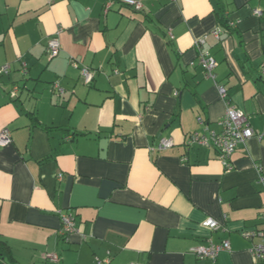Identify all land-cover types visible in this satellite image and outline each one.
<instances>
[{
  "label": "crops",
  "instance_id": "0c3cea01",
  "mask_svg": "<svg viewBox=\"0 0 264 264\" xmlns=\"http://www.w3.org/2000/svg\"><path fill=\"white\" fill-rule=\"evenodd\" d=\"M139 1L0 0V131L12 136L0 146V240L14 257L4 264H258L259 239L244 233L264 211V0ZM220 11L230 28L217 39ZM204 35L215 79L198 63ZM73 60L93 70L90 83ZM217 84L256 131L230 171L216 149L189 145L222 131ZM161 138L173 146L157 149ZM60 211L76 217L67 238ZM208 240L231 247L199 259L191 248Z\"/></svg>",
  "mask_w": 264,
  "mask_h": 264
},
{
  "label": "built area",
  "instance_id": "2783aa9c",
  "mask_svg": "<svg viewBox=\"0 0 264 264\" xmlns=\"http://www.w3.org/2000/svg\"><path fill=\"white\" fill-rule=\"evenodd\" d=\"M121 3L132 6L138 10L143 8V4L139 0H119ZM112 3L107 5V9ZM260 13V11H256ZM52 36L48 42V52L51 58L57 57L61 52V42L59 38V33ZM224 29L218 27L214 29L211 33L217 39L221 38ZM208 35H204L195 41V46L199 50L198 63L203 67L207 77L215 79L214 70L217 66V60L208 51L203 49L204 44L207 41ZM193 64V63H192ZM71 65L79 68L82 76L86 83H90L94 78V72L87 66H79V64L73 60ZM9 65H4L0 67V75L8 72ZM116 72H118L116 70ZM261 73L264 78V63L261 65ZM221 98L227 103V109L220 120V125L222 126L221 132L210 131L208 134H202L195 132L190 135L189 145H201L204 147H211L217 150L218 159L227 171L234 168L232 157L240 145L246 143L248 139L256 135V131L252 127L249 118L245 111L231 104L228 98V89L224 85L217 84ZM17 90V88L15 89ZM12 143L11 131L9 128H4L0 131V146L5 147ZM173 146L172 139L161 138L157 149L164 150ZM62 217V227L60 229V234L64 237H68L76 229V217L73 212H63L60 211ZM206 226L211 229H216L219 227L218 222L212 218L206 219L204 222ZM244 236L248 239H253L258 237L259 241L255 242L252 247V253L255 261L258 264H264V211L262 213V227L259 230L247 231ZM230 242L224 240L221 243H215L208 240L207 243L200 244L196 247L191 248V252L194 253L199 259L209 260L213 263L217 260L219 253L223 250L230 249ZM47 258L52 262H59L60 256L56 253H51L47 255ZM110 258L105 260L98 259V264H110ZM130 264H140V263H130Z\"/></svg>",
  "mask_w": 264,
  "mask_h": 264
},
{
  "label": "trees",
  "instance_id": "16d2710c",
  "mask_svg": "<svg viewBox=\"0 0 264 264\" xmlns=\"http://www.w3.org/2000/svg\"><path fill=\"white\" fill-rule=\"evenodd\" d=\"M220 19L224 26L222 28L226 31L229 30L230 25L226 24V17L223 11L219 12ZM5 261H14V257L12 255V251L10 246L5 242L0 240V264H4Z\"/></svg>",
  "mask_w": 264,
  "mask_h": 264
}]
</instances>
